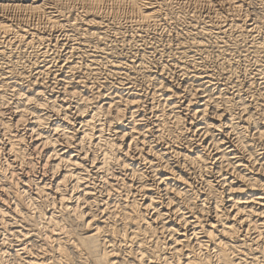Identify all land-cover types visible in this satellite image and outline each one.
<instances>
[{
  "label": "bare ground",
  "instance_id": "1",
  "mask_svg": "<svg viewBox=\"0 0 264 264\" xmlns=\"http://www.w3.org/2000/svg\"><path fill=\"white\" fill-rule=\"evenodd\" d=\"M37 1L39 0H11V2H4V3L0 2V8H4V7L12 8V9L16 8L17 10L19 9V10L27 11L29 13L36 12V11H41V12L43 11L44 13L45 10L48 11V8H49L48 5L58 2L57 0H40L39 2ZM77 1L81 2L83 4V7L85 8V11L82 8L84 11L83 12L84 14L81 13L82 15H84L83 20L81 19V23L79 22L81 26L80 27L81 33L80 32L79 33L82 36L77 37L75 39L76 41L74 40L75 42H73V44L65 48V53L63 55V58H61L62 56L60 57L57 54L58 52L57 51L56 54L60 58L59 57L55 58L54 63L52 64L50 63V61H49V64H45V63L42 64L41 66H39V70H38L39 73L46 71L52 75V80H53L52 83L54 87L57 86L58 95H53L51 93L53 90V86L49 85L50 82L47 84L50 86L49 90H51V92L45 91L43 87L41 88V85L36 86L35 84L34 86L33 85L34 80L33 81L31 80V82L29 81L30 83L27 86H22L21 84H16V85L14 84L16 88L11 89L12 87H10V89L12 90L11 94L13 95L14 108L16 109V110L14 109L13 113L15 115V112H17V115L13 118L9 117L10 119L8 118V120L6 121L0 119V137L4 139V141L0 143V150H1V153H4L5 155L8 156V158H5V159L0 158V199H1L0 200V213L1 215H4V213H7V212L10 213V217L13 220L12 221L13 226L12 227L9 226L11 228V231H9V233L6 232V235L11 234L12 235L11 237L15 239L12 241L19 242L18 248L13 249L11 247L12 249L10 251L13 252L11 255L14 256V258L12 257V259L14 260L13 262L11 261L12 263L9 261L10 262L9 264H74L75 262L73 263L71 259L72 256H74L78 264H213L214 261L216 262V264H264V262H261V260H259L260 256H264V111H263L264 103L263 102H262L263 104L261 103L263 106V108H261L263 113L261 112L260 114L259 113L260 111L258 109L257 110L259 112H254L255 110L252 111V109L255 108L256 106L252 107L251 104H248L243 100L244 98L243 99L241 98L242 99L241 100L242 110L240 111V113H238L237 111L235 112L232 111L230 108V105L231 104L233 105L234 103H231L229 105L228 103L230 101L228 97L218 94V96L215 98L213 96V93H211V86H212L211 81L213 79V74L210 72V70H206V68L205 69L198 68L197 61L195 60L196 59L195 54L197 55L196 53L197 49L196 50L194 49L195 50L194 51L192 48L191 50L190 48L192 45L191 46L187 45L189 44V42L185 44L182 41H176L177 45L175 44L176 46L174 47L175 52L173 56H171L172 62H168V64L171 63L170 64L171 66L169 67H172L173 69H175L178 72V75L180 76L183 75V77L186 76L187 78L189 76L192 79V82L194 83V84L192 83V86H195V88H193L191 84L178 85V82H177L178 86H174L170 84V81L173 80L174 82L175 79L171 78L174 76L173 74L172 76H170V78L167 77L169 76L167 73L172 72V71L170 69V71L165 73L166 65L163 64L165 61L162 63L163 66H161V68L159 67V69L157 68L158 70L156 69L155 71L156 77L154 75L153 76L155 77V80L158 84L157 85L158 91H160L161 93V97H162L161 99L163 100L161 104L164 102L163 105L165 104L168 105L169 109L165 108L167 110L166 115L171 116V118L174 120V123H176L177 125L179 124L182 125L181 126L182 130L180 131L175 130L176 132H179V133L178 134L176 133V135H174L175 133L174 132L173 136L169 137L167 131H170L171 126H169L170 124L168 125L167 122L170 119L166 120V118L163 117L164 114L161 117L156 119V116L158 114L156 115V113H154L156 115L155 117H153L155 118V120L150 119L151 121L148 122L147 120L143 123L142 121L144 117L143 119L142 117L137 119V117L144 116V113L140 111V109H142L141 105L144 106L145 104L143 105L142 103L139 109V102L141 101L139 94L144 89H141V91L139 92L137 91L138 93L132 90V88L134 87L131 88L132 80H129V79L132 78L134 75H132V77L129 78L128 76H131V75L126 74L125 73L126 71L122 72L124 70V68L121 67L122 64L119 65L118 62H117L118 65L115 64L114 62H112V60L115 61L114 59L110 60L114 64L112 63L108 64L107 59L109 58L107 57V55L105 56L104 54L105 49H103V47L100 44L92 43L90 41L92 39H89L85 36L86 34L90 33V35L95 34L93 35L95 37L96 36L102 37L104 35V30H105L104 28L107 27V23H110V22L105 23L103 19L100 20L101 17L99 16L97 12L98 10L97 8L99 6L98 7L96 6L97 2H100V0H77ZM102 1L108 2L109 0H102ZM135 1L136 0H134V2ZM165 1L163 0V2ZM206 1H209L210 4L213 3L212 0H206ZM213 1L215 2L217 6H219L218 8L224 11L223 13L225 14L223 17L227 22L226 24L221 23L222 25H220L214 21L217 24V27H215L216 25L214 26L215 28H217V32L215 31L216 34L220 33L225 36L224 32H226L232 26H236L240 28L242 32L239 29L238 31H240L241 33H247V34L248 33L254 34L255 32L258 33L257 38H254L253 40L249 39L251 41L247 40L249 42L248 45L244 43L246 48H242V50L244 49L248 51L257 60V61L254 60V62L256 61V63L257 62L258 63L256 64L257 67L255 68L256 70L255 72H253V74L257 76L255 78H258L259 80H261V85H262V88L264 89V63H263L264 62V32H263L264 30H261L262 28L261 24H263L264 21H261L263 23L259 25L256 21H254L256 19L253 18L251 19L253 22L248 23L246 19H248L249 17L245 19V18H242V16L241 17L237 16L238 13L236 12L241 10L243 6V0H213ZM263 1L264 0H262L261 2ZM152 2L153 3L148 2V1L144 3L140 2L141 3V4L139 3L140 5L139 4L138 6L136 5L137 6L136 13L139 18L138 24H140V22L141 24L142 23L146 24L150 20H155L157 17L161 16V13H162L161 6L164 3L158 2L154 4V1ZM132 3H129V4L133 6ZM261 4H264V3H261ZM114 5H115V2H114ZM244 5L245 7L247 6L246 4ZM177 6L179 5L177 4ZM182 8L183 7H181L180 10ZM171 9L172 8L170 6V11ZM190 10L191 9H189V11ZM194 10L195 9H193V11ZM257 11H260V10L258 9ZM176 12L177 11H175V13ZM191 12H190V15L192 14ZM180 13H182V11H180ZM213 13H214L215 19L220 18V17L216 18L215 16L217 15L218 12H213ZM177 14L176 16H178ZM211 15L213 16V14ZM164 16H163V19L167 18L166 14ZM176 16L173 18L175 19ZM202 16H204V14ZM210 16H207V17H210ZM235 16H237V18H235ZM57 17L55 16L52 18V22L54 24L60 23L59 18L57 19ZM103 17H105V15ZM258 17H256L257 20H258ZM262 18H263V15H262ZM76 20H75V23L78 22ZM156 20H158V18ZM207 20L204 19L205 22H207ZM211 20H214V19H210V21ZM9 21L0 18V28L4 30L5 34L8 33V32L6 33L7 30L9 31V29H12L11 27H13L9 23ZM185 21L183 22L185 23ZM198 22H195V23L197 24ZM223 22L225 23V21ZM70 25H67L66 27ZM118 25H116V27ZM206 25L209 26V24H206ZM139 26L140 25H138V27ZM146 27L148 28V26ZM149 27L150 28L152 27L151 24L149 25ZM188 27L190 26L188 25ZM205 27L199 25V29H201L200 31H204V35L206 33ZM18 28L20 29V27ZM25 28L18 30L21 32V34H19L20 39L19 38L18 39L21 40L23 38V41L27 45H30V47L31 45L33 47V44L36 41L40 42V40L44 39L42 36L36 33H33V32L29 33L30 31L26 32ZM110 29H111V26H110ZM139 29H142V27ZM12 30H15V28ZM60 30L62 31V29ZM154 32L155 31H153L152 33ZM121 33L122 32L120 30V34ZM132 33L130 35L128 34L129 37L132 35ZM175 33L177 34V32ZM11 34H14V33H11ZM16 34L17 33H15V36ZM123 34L125 33L123 32ZM139 34L140 33H138L137 35L138 36L142 35V34L140 35ZM247 34L245 36H247ZM116 36L117 35H115V38ZM124 36L126 39V35ZM124 36H123V39H124ZM174 36L176 35L174 34ZM236 36L233 39H235ZM238 36H240V34ZM251 36H254V35H251ZM186 37H189V36H186ZM191 37H189V39ZM197 37L198 35L196 36V39H198ZM240 37L242 38V35ZM203 38L205 39V36ZM215 38L216 37H214V39ZM47 39L49 38L47 37ZM98 39H95V40L98 41ZM189 39L187 41H190ZM214 39H213V42L214 44H216ZM230 39H227V40H230ZM67 40L68 39H66V41ZM160 40H163V39L161 38ZM205 40H208V38ZM242 40H239V41H242ZM47 41H48L47 42L48 44L49 40ZM152 41L154 43L155 40H152ZM200 41L202 42V40L193 41L194 45H196L197 48L202 46ZM39 42H37V44ZM112 42L114 41L112 40ZM209 42L211 43L212 41H209ZM56 43L58 42H55V44ZM150 43L151 42H149V44ZM207 43L208 42L206 41L205 44ZM226 43L227 42L225 40V44ZM139 44L142 45V43H139ZM225 44H223V46ZM4 45L0 44V59H3V55L5 52L4 49H6L5 48L6 46ZM129 46L131 48L132 45L129 44ZM217 46L219 45L217 44ZM227 46H229V44ZM237 46H239V44ZM220 47L221 46H219L218 48ZM44 48L43 50H45ZM59 49L60 48H58V50ZM139 49L143 50L142 47ZM161 49L163 50V48ZM164 49H167V46L166 48L164 47ZM204 49L205 48H203V50ZM222 49L223 48H221V50ZM240 49L241 48H239V50ZM233 50L235 51L236 49H233ZM144 52L146 53V51ZM149 52H152V51H149ZM209 52H212V51L210 50ZM218 52L220 53V51ZM223 53H225L224 50H223ZM152 54L154 53L152 52ZM202 54L204 53L202 52ZM129 55H126V56H129ZM205 55L207 56V54H204V57ZM145 56L143 55V53L140 54V57L138 56L139 58H135L136 60L132 59L133 62L131 61L130 64L126 63L125 61L123 62L126 63V67L132 66L135 63V65L139 64L142 67V69L143 67H145L146 69L149 70L150 66L147 64L148 59L152 58L153 56L150 58H147V60ZM168 56H169V53H168ZM222 58H225V56ZM232 58L231 60L236 61V58L235 59H232ZM249 58L251 57L249 56ZM249 58L247 59L249 60ZM160 59H162V57ZM49 60H52V58ZM224 61L222 62L224 63ZM227 61H230V60L225 61L226 62L225 66H227V64L229 63ZM0 63H3V62H0ZM150 63L152 64V61ZM9 64H13V63H8L7 65ZM157 64L159 65V63ZM35 65L37 64L35 63ZM232 65L233 64H231V66ZM204 66L203 67L201 66V67L204 68ZM104 68L105 69L107 68L106 70L109 69L108 71L110 73L109 74L110 77H114V75H117L115 73H119L118 71L123 69L120 73L125 74L127 77L121 78L122 76H124V75H121V77H119L120 80L117 78L118 81L116 80V84H118L120 87L119 86L117 87L114 85L116 89L114 86H113L114 89H110V87H108L107 85L108 83L113 82L110 80L111 78L103 81L102 82L103 84H100L101 82L99 83L100 80L95 81V78L97 79L98 76H100L99 71L103 70ZM248 68H250V65ZM12 69L14 70V67H12ZM152 69H150V71ZM208 69L212 70L213 68H208ZM219 69L225 70L226 68L224 69L222 67ZM228 69H230V66ZM238 69L240 71V68ZM250 69L252 70V68ZM63 70L67 71L68 74H64ZM135 70L136 71H134V74L137 72L138 69H135ZM215 70L216 69H214V71ZM227 71L229 73V70ZM236 71H235V74H236ZM7 72H3V70L0 71V89L1 88L4 89L5 87L3 88V86L7 87V85L10 84L8 83L9 82L8 78L10 76L7 77V74H8ZM142 73H145V72H142ZM230 73L234 74V72L232 71H230ZM244 73H248V72L245 71ZM236 76H238L239 78V75H236ZM251 76L253 78L252 74ZM38 77L41 78L40 75ZM230 77L232 78L233 76H230ZM91 78H93V80H91ZM135 78H136V75H135ZM148 79L146 80L148 81ZM168 79H170V81ZM146 80L144 79V83ZM213 80L216 81L218 79L216 80L213 79ZM253 80L255 79L253 78ZM20 81L21 80H19V82ZM214 81H212V83H214ZM40 82L41 81H39V84H41L43 81L41 83ZM25 83L28 84V81ZM132 83L134 84V82ZM188 83H191V82H188ZM248 83H250V81ZM253 83L255 82L253 81ZM218 84H220V82ZM42 85L44 86V84ZM225 85L228 86L226 83ZM237 85L239 87V81ZM9 86H8V89H9ZM140 86H139V89H140ZM250 86L251 85H249V87ZM155 87H156V83H155ZM44 88H46V86H44ZM226 88L228 89V87ZM237 88H233L232 90L235 89L237 91L238 89H240V88L238 89ZM188 89L192 90L190 98L187 96L185 97L184 95H183L184 97L181 96L182 91H187L189 94L190 91H188ZM241 89L243 88L241 87ZM124 90L125 91L127 90L129 94L125 95L123 93ZM251 90L247 92L251 93ZM89 91H91V94H89ZM0 92L2 93V97H3L4 92L2 91ZM261 92H259L258 94L256 93L255 95L253 91V94L255 95L254 102L258 101L257 104L260 103L259 101L264 100V90H263V93ZM160 93L157 92V95ZM236 93L237 92H235V94ZM240 94H243V93H240ZM251 98L252 96L249 97V99ZM153 99L155 101V96ZM6 100L7 99H5V101ZM239 100H235V101H239ZM152 101L150 102L153 103L154 101L153 102ZM6 102L12 103L11 101L10 102L6 101ZM158 104L160 105V103ZM241 105H239V107H241ZM4 106H6V104ZM234 107L235 105H233L232 109H236V107L235 108ZM163 108L164 106L161 109ZM72 109H74L73 110L74 113L72 112ZM148 112L151 113L152 111L149 110ZM235 113H238V114H235ZM27 114L32 115V121L30 120L31 121L30 123L25 124ZM101 114L105 115L107 121L101 122L102 120L100 119ZM256 114H258V116H255ZM28 117L31 118L30 116ZM149 117H151V114L149 115ZM27 122H28V119H27ZM107 123H109L108 126L112 130V131L111 130L109 131L114 132L112 135L107 134L108 131L106 133L104 132L105 126L107 127V125L105 124ZM176 124L174 125V127L176 126ZM36 150L37 151L40 150L42 152V156L45 157V158L42 157L44 158L42 159L44 160L43 161L44 164H41V165L42 166L45 165L47 168V171L50 170L49 172H51L52 174L51 175L52 178L50 177L51 180H46L47 178L44 179L43 177L18 178V175L16 174L17 177L16 176L15 177L18 178L16 181L14 178V175H15L14 171L16 168L15 167L16 164L17 163L19 164L20 162L21 164L19 165L22 166L23 165L22 162H24V165L26 167H28L29 169L33 168L34 166L31 160V158L33 157H31V155ZM4 156H2V158ZM19 173H22V171ZM42 174L44 173L42 172L41 175ZM27 176L28 175H26V177ZM19 177L21 176L19 175ZM197 177L200 178V182L202 183L201 186H203V190H199L198 187L196 188L195 186L196 185L195 182L199 180ZM22 196H27L26 198L29 197L28 199L26 198H23V199H26V201L29 200L30 202L31 201L36 202L37 200L36 198H40V199L43 198V200L45 198V200L48 201V204L49 203L53 204L52 207L59 205L61 208V212L65 214L66 217L70 216L74 218L77 222H79V224L82 226L81 228H83V230L85 231L82 232L81 230H79L82 232V234L80 235L78 234L79 236L75 235L74 233H71L70 231L71 229L69 230L67 227L68 225L66 226L64 224L66 222L64 223L61 222L63 221L62 220L63 217L57 216L54 213L55 209H52L54 210V212L50 210L52 212H48L47 216L46 214H44L45 212L44 213L42 212L44 217L46 216L45 219H47L46 225L43 224L45 226V235H44V232H42L44 228L41 229V232L45 236V237L43 236V238H44V244H46V247L42 246V249L41 248L37 249L35 246L34 248L28 245L27 241L31 237V234L29 235V232L24 227L25 225L22 224L23 220L26 219L25 217H23L24 209L21 208L22 206H24V204L22 205L23 203L21 199ZM3 197L12 198L14 202L9 203L8 200L6 201ZM5 201L8 204H6ZM29 201L28 203H30ZM43 202L46 203V201H43ZM43 206L44 205H42V207ZM48 206L49 205H47V208ZM31 208L33 209L34 206H32ZM27 209H28V206H27ZM61 212L60 214H62ZM28 216H30V214ZM32 216L34 217V214ZM40 216H38L39 219L42 217ZM2 219H5V218H2ZM34 220L35 219H33V221ZM65 220L66 218L64 219V221ZM24 222L26 223L25 220ZM0 225L2 224L0 223ZM6 225L7 224H5V226ZM35 225L38 226L36 223ZM35 225L32 224V227ZM74 225L76 226V223ZM36 226L35 228L37 230ZM5 228L3 227V229ZM35 228H32V229H35ZM75 229L76 228H74V230ZM39 231L38 233H41ZM58 231L61 232V234L63 233V237L59 235L60 233H58ZM31 233L33 232L31 231ZM34 234L31 237V239L33 240L37 236V234L35 235ZM76 234H77V231H76ZM5 239H7V236ZM5 239H4V245H5ZM33 240L31 242H33ZM247 240L250 241L249 245L247 244L248 242L246 243ZM147 241L149 242L152 241L153 244L150 242L151 245L149 246L147 244ZM52 242H53V247L51 248L55 250L56 256H55V259L52 262L50 261L49 263L47 262L46 253H49L47 251L48 249H50L49 245ZM121 242L123 243L125 242L127 243V245H128V242H131V243L133 242L134 246H132L131 243L128 245L129 247L126 248L125 246L126 249L125 250L122 249L125 252L123 255L122 253L123 251L121 252L122 254L119 253L120 248H121L120 245L122 244L123 246V243ZM11 244H14V243H11ZM4 245H3V241L0 242V262L1 260L4 259L5 254L7 252ZM47 245L49 247H47ZM252 245H256L255 247H253L254 250L251 249ZM245 246H249L248 248H250L251 251H249V249L248 251L250 253L248 252L245 253L246 251ZM69 253H72L73 255L71 256L69 255ZM247 254L248 255L251 254V255L247 256ZM53 255L54 254H52V256ZM8 257L11 258L10 256ZM212 257H215L214 261H212L213 260L211 259ZM7 258L5 257V259Z\"/></svg>",
  "mask_w": 264,
  "mask_h": 264
},
{
  "label": "rangeland",
  "instance_id": "2",
  "mask_svg": "<svg viewBox=\"0 0 264 264\" xmlns=\"http://www.w3.org/2000/svg\"><path fill=\"white\" fill-rule=\"evenodd\" d=\"M40 1V0H39ZM39 1H37V2H39ZM58 2L57 3H54V4H50V5H48V11H46L45 10V12L43 13V11L41 12V11H36V12H27V11H23V10H17L16 8H7V7H4V8H0V18L1 19H5V20H10L9 21V23L13 26V27H11L12 29H14L15 28V30H12V29H9V31L7 30L6 31V33L7 34H5V32H4V30H2L1 28H0V44L1 45H4V46H6L5 48L6 49H4L5 50V52H4V55H3V59H0V62H3V63H0V71H2L3 70V72H7L8 74H7V77H9L7 80L9 81L8 83H10L9 85H7V87L6 86H3V88L4 89H0V91H2V92H4L3 93V97H2V93L0 92V96H1V98H0V110L2 109V110H4V111H2L1 110V112H3V113H1L0 114V119H2V120H8V118L10 117V118H13V117H15L16 115H17V112H15V115H14V98H13V95L11 94L12 93V90L11 89H14V88H16L15 87V85L16 84H21L22 86H27V85H29V83L31 82V80L33 81V85L35 86V84H36V86H40L41 85V88L43 87V89L45 90V91H47V92H51V90H49L50 89V86H53V80H52V75L49 73V72H42V73H39L38 72V70H39V66H41L42 64H49V61H50V63L52 64V63H54V60H55V58H57V57H61V58H63V55H64V53H65V48L67 47V46H69V45H71V44H73V42H75L76 40V38L77 37H79V36H82L80 33V31H81V26H80V23H81V19L83 20V17H84V15H82V14H84L83 12L85 11V8L83 7V4L81 3V2H79V1H77V0H57ZM72 1V2H71ZM102 0H100V2H97V4H96V6L98 7L97 9V12H98V14H99V16L101 17V19L100 20H102L103 19V21H105V23H107V22H110V23H107V27H105L104 29V35L102 36V37H98V36H93V35H95V34H93V35H90V33H88V34H86L85 36L87 37V38H89V39H92V40H90L92 43H95V44H100L102 47H103V49H105L104 50V54H105V56L107 55V57L109 58V59H107L108 61H107V63L108 64H110V63H112V62H114L115 64H117V62H118V64L119 65H121V67H123L124 68V70L122 71V70H120V71H118L119 73H115V74H117V75H114V77H110V73H109V69L108 70H106L105 68L103 69V70H100L99 72H100V76H98V78L96 79L95 78V81H98V80H100L99 81V83L100 84H103L102 82L103 81H105L106 79L108 80V79H110L111 81H113L112 83H108V87H110V89H114V87L115 86H119L118 84H116V80L118 81V79L120 80V78L119 77H121V75H124V76H122L121 78H125V77H127L125 74H123V73H120L121 71L122 72H124V71H126L125 73L126 74H128V75H131V76H128L129 78L130 77H132V75H134L132 78H130L129 80H132L131 81V88L132 87H134V88H132V90H134L135 92H139V91H141V89H144V90H142L141 92H140V94H139V96H140V102H139V109H140V105L143 103V105L144 106H142L141 105V108L142 109H140V111H142L143 113H144V116H139V117H137V119L138 118H140V117H142V119H143V117H144V119H143V123L145 122V121H147L148 120V122L149 121H151L150 119H152V120H155V118H153V117H155L157 114V116H156V119L157 118H159V117H161L163 114H164V116L163 117H165L166 118V120H168V119H170L167 123H168V125L169 126H171V128H170V131H167L168 132V135H169V137H171V136H173V133H174V135H176V133L178 134L179 132H176V131H180V130H182V125H177L176 123H174V120L171 118V116H168V115H166L167 114V110L166 109H169L168 108V105L167 104H165V105H163V103L161 104V102L163 101L161 98V93H160V91H158V84H157V82H156V80H155V71H156V69L158 68L159 69V67L161 68V66H163V64L164 65H166L165 66V68H166V72L165 73H167L168 71H170V69H171V71L172 72H168L167 74L169 75V76H167L168 78H170V76H172V74L174 75L173 77H171L172 79H175L174 80V82H173V80L172 81H170V79H168L169 81H170V84H172V85H174V86H178V85H182V84H185V85H189V84H191V86H192V79L188 76V78L186 77V76H184L183 77V75H178V72L175 70V69H173L172 67H169V66H171L170 64L171 63H169L168 64V62H172L171 61V59H172V57L171 56H173V54H174V47L177 45V42L176 41H182V42H184L185 44L186 43H188L189 42V44H187L188 46H191V50H192V48H193V50L195 49H197V51H196V53H197V55L195 54V60L197 61V64H198V68H201V69H205L206 68V70H210V72L213 74V79H218V80H216V81H214L213 79H212V81H214V83H212V81H211V93H213V96L216 98L217 96H218V94H221L222 96H225V97H228V99H229V105L231 104V103H234L233 105H235V107H236V109H232L233 108V105L231 104L230 105V108H231V110L232 111H237L238 113H240V111L242 110V105H241V100L243 99L246 103H248V104H251V106L252 107H254V106H256L255 108H253L252 109V111H254V112H259L260 114H261V112H262V110H261V108H263V106H264V100L263 101H259L260 103H258L257 104V102L258 101H255L254 102V97H255V95H256V93L258 94L259 92H261V93H263V88H262V85H261V80H259L258 78H255V77H257V76H255V74H253V72H255V68L257 67V63H256V59H255V57L254 56H252V54L251 53H249L248 51H246V50H242V48H246V46H245V44L246 45H248L249 44V42L247 41V40H249V39H251V40H253L254 38H257L258 36V33H241L242 31L240 30V28H238V27H236V26H232L231 28H232V30L234 31H232L231 30V28L230 29H228L226 32H224L225 33V36L224 35H222V34H216L215 33V31L217 32V28H215V27H217V24H220V25H222L221 23H223V24H226L227 22H226V20L224 19V14L225 13H223L224 11H222L220 8H218L219 6H217L216 4H215V2L212 0V2L214 3H212V4H210V2L209 1H204V0H164L165 2H163V0H136L135 2H134V0L133 1H131V0H109L108 2L107 1H102ZM121 3H119V2ZM130 1V2H129ZM139 1V2H138ZM146 1H148V2H151V3H153L152 1H154V4H156V3H158V2H160V3H164V4H162V6H161V16H159V17H157L158 18V20H150L148 23H146V24H144V23H142L141 24V22H140V24H138L139 23V18H138V15H137V13H136V9H137V6H138V4L141 2V3H144V2H146ZM246 3H245V2ZM262 0H243V6H242V8H241V10L240 11H237L236 13H238L237 14V16H239V17H241L242 16V18H247V17H249L248 19H246V21L249 23V22H253L251 19H256V20H254V21H256L259 25L261 24V23H263V22H261V21H264L263 19H264V4H261V3H264V1L263 2H261ZM0 2L1 3H4V2H11V0H9V1H7V0H0ZM62 2V3H61ZM105 4H104V3ZM107 2V3H106ZM109 2H111V3H109ZM114 2H115V5H114ZM117 2V3H116ZM133 2V3H132ZM198 2V3H197ZM202 2H204V3H202ZM259 2V3H258ZM72 3V4H71ZM77 3V4H76ZM81 3V4H80ZM103 3V4H102ZM129 3H132L133 4V6L131 5V4H129ZM137 3V4H136ZM140 3V4H141ZM63 4V5H62ZM98 4H100V5H98ZM139 4V5H140ZM177 4L179 5V6H177ZM206 4V5H205ZM244 4H246L247 6L245 7V5ZM257 4H259V5H257ZM77 5H79V6H77ZM132 7H131V6ZM137 5V6H136ZM169 5V6H168ZM174 5V6H173ZM53 6V7H52ZM72 6V7H71ZM82 6V7H81ZM164 6V7H163ZM170 6H171V11H170ZM177 6V7H176ZM207 6V7H206ZM259 6H260V8H259ZM263 6V7H262ZM75 7V8H74ZM100 7H101V9H100ZM136 7V8H135ZM176 7V8H175ZM181 7H183L181 10H180V8ZM186 9H185V8ZM245 9H244V8ZM248 7V8H247ZM6 8V9H5ZM84 9V11H83V9ZM165 8V9H164ZM179 8V9H178ZM263 8V9H262ZM64 9V10H63ZM80 9V10H79ZM133 9V10H132ZM177 9V10H176ZM189 9H191L190 11H189ZM193 9H195L194 11H193ZM213 9V10H212ZM260 10V11H257V10ZM11 10V11H10ZM100 10V11H99ZM164 10V11H163ZM167 10V11H166ZM179 10V11H178ZM186 10H187V12H186ZM212 10V11H211ZM215 10V11H214ZM245 10V11H244ZM23 11V12H22ZM51 11V12H50ZM82 11V12H81ZM103 11V12H102ZM129 11H131V12H129ZM135 11V12H134ZM175 11H177L176 13H175ZM180 11H182V13H180ZM184 11V12H183ZM192 11V12H191ZM220 11V12H219ZM232 11V10H231ZM263 11V12H262ZM50 12V13H49ZM64 12V13H63ZM102 12V13H101ZM110 12V13H109ZM133 12V13H132ZM174 12V13H173ZM190 12L192 13L191 15H190ZM210 12V13H209ZM213 12H218L217 13V15H215L216 16V18L217 17H220V18H217V19H215V17H214V13ZM250 12V13H249ZM35 13V14H34ZM37 13V14H36ZM60 13V14H59ZM77 13V14H76ZM82 13V14H81ZM178 13V14H177ZM185 13V14H184ZM221 13V14H220ZM241 13H242V15H241ZM247 13V14H246ZM254 13V14H253ZM76 14V15H75ZM105 15V17H103L104 15ZM110 14V15H109ZM166 14V17L167 18H165V19H163V16ZM168 14H170V15H168ZM172 14V15H171ZM174 14V15H173ZM176 14L178 15V16H176ZM194 14V15H193ZM204 14V16H202V15ZM206 14V15H205ZM211 14H213V16L211 15ZM223 14V15H222ZM240 14V15H239ZM244 14H245V16H244ZM130 15V16H129ZM133 15V16H132ZM135 15V16H134ZM185 15H186V17H185ZM188 15V16H187ZM212 17H211V16ZM222 15V16H221ZM246 15H248V16H246ZM260 17H258V16ZM262 15H263V18H262ZM57 17V19L59 18V21H60V23H62V24H54L53 22H52V18L53 17ZM118 16V17H117ZM132 16V17H131ZM172 16V17H171ZM176 16V18L174 19L173 17H175ZM180 16H181V18H180ZM200 16V17H199ZM206 16V17H205ZM207 16H210V17H207ZM237 16H235V18H237ZM250 16H252V17H250ZM51 17V18H50ZM69 17V18H68ZM113 17V18H112ZM131 17V18H130ZM165 17V16H164ZM203 17V18H202ZM256 17H258V20H257V18ZM9 18V19H8ZM50 18V19H49ZM73 18H75V19H73ZM76 18H77V20H76ZM110 18V19H109ZM115 18V19H114ZM160 18V19H159ZM170 18V19H169ZM202 18V19H201ZM223 20H222V19ZM69 19V20H68ZM115 21H114V20ZM163 19V20H162ZM184 19V20H183ZM187 19V20H186ZM204 19L205 20H209L210 21V19H214V20H211L210 22L207 20V22H205L204 21ZM262 19V20H261ZM51 20V21H50ZM75 20L76 21H78L77 23H75ZM112 20V21H111ZM118 21V23H117V21ZM132 20H134V21H132ZM137 20V21H136ZM186 20V21H185ZM202 20V21H201ZM219 22V20H220V22L218 23L217 21ZM251 20V21H250ZM62 21V22H61ZM74 21V22H73ZM114 21V22H113ZM127 21V22H126ZM130 21V22H129ZM153 21H154V23H153ZM159 21V22H158ZM169 21H170V23H169ZM179 21H181V22H179ZM183 21H185V23L183 22ZM200 23H199V22ZM204 21V22H203ZM217 23H215V22ZM223 21H225V23L223 22ZM259 21V22H258ZM52 23V24H50V23ZM73 22V23H72ZM80 22V23H79ZM135 22V23H134ZM167 22V23H166ZM195 22H198L197 24L195 23ZM202 22H203V24H202ZM66 25H65V24ZM76 25H75V24ZM113 23V24H112ZM137 23V24H136ZM213 23V24H212ZM215 23V24H214ZM15 24V25H14ZM28 24V25H27ZM71 24V25H70ZM118 24H120V25H118ZM129 24H131V25H129ZM136 24V25H135ZM151 24V28L149 27V25ZM154 24V25H153ZM155 24H156V26H155ZM206 24H209V26L208 25H206ZM264 24V23H263ZM263 24H261V30H264V25ZM52 25V26H51ZM58 27H57V26ZM67 25H70V26H68V27H66ZM73 25V26H72ZM114 27H113V26ZM116 25H118L117 27H116ZM126 25V26H125ZM134 25V26H133ZM138 25H140L139 27H138ZM143 25H144V27H143ZM168 25V26H167ZM188 25L190 26V27H188ZM196 25V26H195ZM199 25L200 26H204L205 27V25H206V30L207 29H209V30H205V35H204V31H200L201 29H199ZM212 25V26H211ZM216 25V26H215ZM16 26H18V27H20V29H23V28H25V26H26V32H29V33H36V34H38V35H40V36H42L44 39L43 40H45V41H43V40H40V42L39 41H36L34 44H33V47H32V45H31V47H30V45H27L24 41H23V38L21 39V40H19L20 39V37H19V34H21V32L20 31H18V30H20L18 27H16ZM24 26V27H23ZM63 26H64V28H66V29H64L63 28ZM77 26V27H76ZM110 26H111V29H110ZM131 26H132V28H131ZM136 26V27H135ZM146 26H148V28L146 27ZM165 26V27H164ZM215 26V27H214ZM79 27V28H78ZM134 27V28H133ZM138 27V28H137ZM142 27V29H139V28H141ZM146 27V28H145ZM154 27V28H153ZM196 27H198V28H196ZM50 28V29H49ZM78 28V29H77ZM109 28V29H108ZM113 28V29H112ZM125 28V29H124ZM236 28V29H235ZM42 29V30H41ZM48 29V30H47ZM60 29H62V31L60 30ZM75 29V30H74ZM107 29H108V31H107ZM115 29V30H114ZM144 29H146V30H144ZM168 29V30H167ZM179 29V30H178ZM187 29V30H186ZM238 29L241 31H238ZM16 30H17V32H16ZM64 30V31H63ZM66 30V31H65ZM68 30V31H67ZM75 32H74V31ZM118 30V31H117ZM120 30H121V34H122V36H121V34H120ZM128 30V31H127ZM133 30V31H132ZM170 30V31H169ZM183 30V31H182ZM186 30V31H185ZM214 32V34H213V32ZM37 31H39V32H37ZM43 31V32H42ZM72 31V32H71ZM111 31H112V33H111ZM126 31V32H125ZM140 31H142V32H140ZM153 31H155L154 33H152ZM179 31V32H178ZM185 31V32H184ZM236 31H238V32H236ZM2 32H4V33H2ZM41 32V33H40ZM68 32V33H67ZM71 32V33H70ZM80 32V33H79ZM108 33V34H106V33ZM123 32L125 33V34H123ZM128 32H130V33H128ZM133 32V33H132ZM145 32V33H144ZM151 32V33H150ZM168 32H170V33H168ZM175 32H177V34L175 33ZM210 32H212V33H210ZM230 32V33H229ZM264 32V31H263ZM2 33V34H1ZM11 33H14V34H11ZM15 33H17L16 34V36H15ZM75 33V34H74ZM77 33V34H76ZM115 33V34H114ZM132 33V35L129 37V35ZM138 33H140V34H142V35H140V36H142V37H140V36H138L137 34ZM194 33V34H193ZM197 33V34H196ZM200 33H202V34H200ZM209 33V34H208ZM42 34V35H41ZM69 34V35H68ZM78 34H80V35H78ZM111 34V35H110ZM129 34V35H128ZM150 34V35H149ZM160 34V35H159ZM174 34L176 35V36H174ZM184 34V35H183ZM191 34V35H190ZM207 34V35H206ZM210 34H212V35H210ZM227 34V35H226ZM234 34V35H233ZM240 34V36L242 35V38H243V40L244 39H246V40H244V41H246V42H244L243 40H242V38L240 37V36H238ZM244 34V35H243ZM247 34V36H245ZM4 35V36H3ZM7 35V36H6ZM49 35V36H48ZM67 35V36H66ZM73 36V37H71V36ZM75 35V36H74ZM106 35H108V36H106ZM113 35V36H112ZM115 35H117L116 36V38H115ZM124 35H126V39H125V36ZM144 35V36H143ZM147 37H146V36ZM172 36V37H170V36ZM198 35V39H196V36ZM201 35V36H200ZM219 35V36H218ZM237 35V36H236ZM251 35H254V36H251ZM92 36V37H91ZM123 36H124V39H123ZM133 36V37H132ZM150 37V39H149V37ZM152 36H154V37H152ZM166 36H168V37H166ZM186 36H189V37H191L190 39H189V37H186ZM205 36V39H207L208 38V40H205L203 37ZM208 36H210V37H208ZM218 36V37H217ZM228 36V37H227ZM231 37V39H230V37ZM236 36V40L235 39H233L234 37ZM3 37V38H2ZM46 37V38H45ZM47 37L49 38V39H47ZM63 37V38H62ZM104 37H105V39H104ZM106 37H107V39H106ZM110 37V38H109ZM112 37V38H111ZM138 37V38H137ZM145 37V38H144ZM156 37V38H155ZM159 39H158V38ZM179 39H178V38ZM180 37H182V38H180ZM201 37V38H200ZM213 37V38H212ZM214 37H216L215 39H214ZM222 37V38H221ZM225 37V38H224ZM247 37V38H246ZM251 37V38H250ZM19 41H17L16 39ZM19 38V39H18ZM72 40H71V39ZM98 39V41H96L95 39ZM104 40H106V41H104ZM109 38V39H108ZM114 38V39H113ZM121 38V39H120ZM142 38V39H141ZM143 38H144V40H145V42H147V43H145L144 42V40H143ZM146 38H147V40H146ZM154 38V39H153ZM163 39V40H160V39ZM169 38H171V39H169ZM173 38V39H172ZM176 38H177V40H176ZM211 38H212V40H211ZM238 38V39H237ZM240 38V39H239ZM66 39H68L67 41H66ZM115 42V44H114V42H112V40ZM118 39V40H117ZM131 41H130V40ZM136 39V40H135ZM139 39V40H138ZM155 40L154 41V43H153V41L152 40ZM158 39V40H157ZM181 39V40H180ZM190 40V41H187V40ZM213 39H214V41L216 42V44H214V42H213ZM218 39V40H217ZM226 40V42L229 44V46H230V48H229V46H227L228 44L226 43L225 44V40ZM227 39H230V40H227ZM7 40V41H6ZM47 40H49V43L47 44ZM55 40V41H54ZM75 40V41H74ZM102 40V41H101ZM115 40H117V41H115ZM120 40V41H119ZM130 42H128V41ZM141 40V41H140ZM143 40V41H142ZM150 40V41H149ZM168 40V41H167ZM170 40V41H169ZM186 40V41H185ZM192 40V41H191ZM199 40H202V42H201V45L203 46H201V47H198L197 48V46L196 45H194V42L193 41H199ZM203 40H205V41H203ZM223 41V43H222V41ZM239 40H242V41H239ZM251 40H249V41H251ZM1 41H3V42H1ZM172 41V42H171ZM206 41L208 42L207 44H205L206 43ZM209 41H212L211 43L209 42ZM220 41V42H219ZM231 43H230V42ZM37 42H39L38 44H37ZM55 42H58V43H56L55 44ZM97 42V43H96ZM118 44H117V43ZM120 42V43H119ZM125 42V43H124ZM136 42V43H135ZM142 43V45L141 44H139V43ZM149 42H151L150 44H149ZM160 42V43H159ZM167 42V43H166ZM168 42H169V44H168ZM176 42V43H175ZM241 42V43H240ZM248 42V43H247ZM3 43V44H2ZM53 43V44H52ZM70 43V44H69ZM106 43V44H105ZM122 43V44H121ZM132 43V44H131ZM137 43H138V45H137ZM159 45H158V44ZM165 43H166V45H165ZM205 45H203V44ZM235 43V44H234ZM245 43V44H244ZM26 44V45H25ZM45 44V45H44ZM64 46H62V45ZM103 44V45H102ZM105 44V45H104ZM125 44H127V45H125ZM129 44L130 45H132L131 46V48H130V46H129ZM149 44V45H148ZM155 44V45H154ZM157 44V45H156ZM176 44V45H175ZM209 44H211V45H209ZM216 45L217 46V44L219 45V46H221L220 48H218L219 46H214V45ZM221 44V45H220ZM223 44H225L224 46H223ZM239 44V46H237ZM243 44V45H242ZM48 45V46H47ZM56 47H55V46ZM114 45V46H113ZM123 45V46H122ZM136 47H135V46ZM144 45V46H143ZM154 45V46H153ZM162 45H163V47H162ZM174 45V46H173ZM3 46V47H4ZM9 46V47H8ZM58 46V47H57ZM134 46V47H133ZM138 46H139V48H143V50L142 49H139L138 48ZM146 46V47H145ZM149 46H151V47H149ZM158 46V47H157ZM166 46H167V49H164V47L166 48ZM169 46V47H168ZM206 46H208V47H206ZM236 46H237V48H236ZM26 47V48H25ZM45 47V48H44ZM51 49H50V48ZM124 47V48H123ZM145 47V48H144ZM173 49H172V48ZM194 47H196V48H194ZM212 47V48H211ZM215 47V48H214ZM43 48L46 50V52H45V50H43ZM52 48H53V50H54V52H53V50H52ZM58 48H60L59 50H58ZM153 48H154V50H153ZM158 50H157V49ZM161 48H163V50L161 49ZM171 48V49H170ZM203 48H205L204 50H203ZM221 48H223L222 50H221ZM228 48V49H227ZM239 48H241L240 50H239ZM38 49V50H37ZM151 49V50H150ZM200 49H202V50H200ZM216 51H215V50ZM220 49V50H219ZM230 49V50H229ZM233 49H236L235 51L233 50ZM17 50V51H16ZM23 50V51H22ZM142 50V51H141ZM160 50V51H159ZM168 50V51H167ZM194 50V51H195ZM206 50V51H205ZM212 51V52H209V51ZM216 52H214V51ZM223 50H224V52L225 53H223ZM227 50V51H226ZM238 50V51H237ZM49 51V52H48ZM58 51V52H57ZM109 53H108V52ZM128 51H130V52H128ZM135 51V52H134ZM144 51H146V53L144 52ZM149 51H152L154 54H152V52H149ZM155 51V52H154ZM157 51H158V53H157ZM218 51H220V53L218 52ZM242 51H243V53H242ZM247 53H245V52ZM42 52V53H41ZM45 54H44V53ZM56 52H57V54L59 55H57L56 54ZM105 52H107V53H105ZM141 52V53H140ZM161 52V53H160ZM167 52V53H166ZM170 52H172V53H170ZM202 52L204 53V54H207V56L205 55V57H204V54H202ZM207 52H209V53H207ZM40 53V54H39ZM139 53V54H138ZM143 53V55L145 56V54H146V60H147V58H150V57H152V58H150V59H148V65L150 66V68H149V70L148 69H146L145 67H143V69H142V67L139 65V64H137V65H135V63L132 65V66H127L126 67V63H128V64H130L131 63V61L133 62V60H136L135 58H139L140 57V54H142ZM151 55H150V54ZM164 53H166V54H164ZM168 53H169V56H168ZM211 53H212V55H211ZM216 54V56H215V54ZM227 53V54H226ZM233 54V56H232V54ZM237 53V54H236ZM242 53V54H241ZM22 54V55H21ZM41 54H43V55H41ZM53 54H55V55H53ZM110 54V55H109ZM113 54V55H112ZM130 54V55H129ZM131 54H132V56H131ZM202 54V55H201ZM224 54V55H223ZM226 54V55H225ZM231 54V55H230ZM234 54H235V56H234ZM241 54V55H240ZM244 54V55H243ZM251 54V55H250ZM7 55V56H6ZM51 57H50V56ZM126 55H129V56H126ZM134 55H135V57H134ZM150 55V56H149ZM161 55V56H160ZM199 55V56H198ZM201 55V56H200ZM211 56V57H209V56ZM218 55V56H217ZM222 55V56H221ZM231 56V58L232 59H235L236 58V61H234V60H231V58H230V56ZM237 55V56H236ZM5 56V57H4ZM11 56V57H10ZM46 56V57H45ZM54 56V57H53ZM111 58H110V57ZM137 56V57H136ZM139 56V57H138ZM159 56V57H158ZM203 56V57H202ZM225 56V58H222V57H224ZM227 56V57H226ZM228 56H229V58H228ZM245 56V57H244ZM249 56L251 57V58H249ZM59 57V58H60ZM106 57V58H107ZM155 57V58H154ZM162 57V59H160ZM200 57V58H199ZM209 57V58H208ZM220 57V58H219ZM39 59V61H38V59ZM51 59L52 58V60H49V59ZM54 58V59H53ZM126 58V59H125ZM128 58H130V59H128ZM166 60H168V61H166ZM169 58V59H168ZM205 58H207V59H205ZM247 58H249V60L247 59ZM7 59V60H6ZM10 59H11V61H10ZM36 59V60H35ZM46 59V60H45ZM112 59H114L115 61H113ZM119 59V60H118ZM124 59V60H123ZM128 59V60H127ZM133 59V60H132ZM154 61H153V60ZM202 61H200V60ZM221 59V60H220ZM230 60V61H227V62H229L228 64H227V66H225L226 65V60ZM5 60H6V62H5ZM44 60V61H43ZM110 60H112V62L110 61ZM117 60V61H116ZM159 60V61H158ZM161 60V61H160ZM209 60V61H208ZM225 60V61H224ZM238 60V61H237ZM254 60H256L255 62H254ZM42 63H41V62ZM121 61V62H120ZM123 61H125V62H123ZM152 61V64L150 63ZM165 61V62H164ZM199 61V62H198ZM222 61H224V63L222 62ZM253 61V62H252ZM17 62V63H16ZM48 62V63H47ZM164 62V63H163ZM200 62H201V64H200ZM204 62H206V63H204ZM235 62V63H234ZM248 62H250V63H248ZM252 62V63H251ZM5 63V64H4ZM8 63H13V64H9V65H7ZM35 63L37 64V65H35ZM114 63H112V64H114ZM157 63H159V65L157 64ZM161 63V64H160ZM163 63V64H162ZM168 65H167V64ZM221 63H222V65H221ZM237 63V64H236ZM242 63V64H241ZM248 63L249 65H250V68H252V70L250 69V68H248L249 67V65L247 66L246 64ZM264 63V62H263ZM39 64V65H38ZM117 64V65H118ZM224 64V65H223ZM231 64H233L232 66H231ZM235 64V65H234ZM243 64H245V65H243ZM254 64H255V66H254ZM4 65V66H3ZM7 65V66H6ZM11 65V66H10ZM18 65V66H17ZM34 65V66H33ZM124 65V66H123ZM153 65V66H152ZM205 65V66H204ZM207 65H208V67H207ZM211 65V66H210ZM217 67H216V66ZM230 66V69H228L229 68V66ZM241 65V66H240ZM254 67H253V66ZM5 66H6V68H5ZM22 66V67H21ZM135 68H134V67ZM140 66V67H139ZM158 66V67H157ZM204 66V68H202V67ZM219 66H221V67H219ZM240 68V71H239V69L237 68ZM244 66V67H243ZM247 66V67H246ZM10 67V68H9ZM12 67H14V70L12 69ZM15 67H16V69H15ZM25 67V68H24ZM32 67V68H31ZM36 67V68H35ZM130 67V68H129ZM131 67H132V69H131ZM138 67V68H137ZM154 68V69H152V68ZM169 68V70H168V68ZM216 67V68H215ZM226 68L227 70H229V73H228V71L226 70H223V69H219V68ZM228 67V68H227ZM235 67V68H234ZM9 68V69H8ZM18 68H20V69H18ZM126 68V69H125ZM141 70H140V69ZM145 68V69H144ZM208 68H213L212 70L211 69H208ZM231 68H232V70H231ZM234 68V69H233ZM242 68H244V69H242ZM246 68V69H245ZM254 68V69H253ZM2 69V70H1ZM7 71H6V70ZM25 69V70H24ZM31 69H32V71H31ZM131 69V70H130ZM135 69H138L137 70V74L135 73L134 74V71H136ZM150 69H152L151 71H150ZM157 69V70H158ZM214 69H216L215 71H214ZM5 70V71H4ZM11 70V71H10ZM21 70H22V72H21ZM24 70V71H23ZM31 72H30V71ZM37 70V71H36ZM130 70V71H129ZM143 70V71H142ZM222 70H223V72H222ZM236 71V74H235V71ZM246 72H248V73H244L245 71ZM12 71H13V73H12ZM14 71H15V73H14ZM29 71V72H28ZM64 71V74H68V72L67 71H65V70H63ZM107 71V72H106ZM133 73H132V72ZM147 71V72H146ZM150 71V72H149ZM177 73H176V72ZM218 73H217V72ZM220 71V72H219ZM230 71H232V72H234V74L233 73H230ZM239 71V72H238ZM244 71V72H243ZM19 72V73H18ZM37 72V73H36ZM67 72V73H66ZM103 72V73H102ZM142 72H145V73H142ZM214 72V73H213ZM17 73V74H16ZM29 73V74H28ZM36 73V74H35ZM39 73V74H38ZM105 73V74H104ZM107 73V74H106ZM217 73V74H216ZM220 73V74H219ZM223 73V74H222ZM243 73V74H242ZM253 75V78L255 79V80H253V78H252V76H251V74ZM20 75V77H19V75ZM22 74H24V75H22ZM28 74V75H27ZM145 74V75H144ZM151 74V75H150ZM13 75V76H12ZM26 75H27V77H26ZM36 75H37V77H36ZM41 76V78H39L38 76ZM105 75V76H104ZM119 75V76H118ZM135 75H136V78H135ZM142 75V76H141ZM155 77H154V76ZM229 75V76H228ZM236 75H239V78H238V76H236ZM244 75V76H243ZM248 75V76H247ZM15 76V77H14ZM23 77V79H22V77ZM32 76V77H31ZM34 76V77H33ZM46 78H45V77ZM103 76V77H102ZM109 76V77H108ZM176 76V77H175ZM219 78H218V77ZM227 76V77H226ZM230 76H233L232 78L230 77ZM235 76V77H234ZM242 76V77H241ZM24 77H25V79H24ZM36 77V78H35ZM100 77V78H99ZM105 77V78H104ZM145 77H147V78H145ZM150 77V78H149ZM152 77V78H151ZM179 77V78H178ZM230 77V78H229ZM244 77V78H243ZM13 78V79H12ZM26 78H28V79H26ZM30 78V79H29ZM118 78V79H117ZM135 78V79H134ZM149 78V79H148ZM181 78V79H180ZM183 78V79H182ZM185 78V79H184ZM187 78V79H186ZM236 78V79H235ZM247 78H248V80L250 81V83H248L249 81L247 80ZM249 78H251V79H249ZM18 79V80H17ZM37 79V80H36ZM39 79V80H38ZM50 79H51V81H50ZM102 79V80H101ZM144 79L146 80V79H148V81L146 82L145 81V83H144ZM13 80V81H12ZM19 80H21L20 82H19ZM28 81V84L27 83H25V82H27ZM46 82H45V81ZM91 80H93V78H91ZM114 80H115V82H114ZM152 80V81H151ZM155 80V81H154ZM184 80H186V81H184ZM247 82H246V81ZM12 81V82H11ZM30 81V82H29ZM39 81H43V82H45V83H41V84H39ZM140 81V82H139ZM238 81H239V87H238ZM253 81L255 82V83H253ZM22 82V83H21ZM50 82V83H49ZM132 82H134V84L132 83ZM136 82V83H135ZM139 82V83H138ZM141 82H143V83H141ZM176 82V83H175ZM177 82H178V85H177ZM179 82H180V84H179ZM187 84H186V83ZM188 82H191V83H188ZM216 82V83H215ZM220 82V84H218V83ZM228 85V86H226L225 85V83ZM235 82V83H234ZM244 82V83H243ZM252 82V83H251ZM47 83H49V85L47 84ZM138 83V84H137ZM149 83V84H148ZM155 83H156V87H155ZM223 83V84H222ZM243 83V84H242ZM248 83V84H247ZM15 84V85H14ZM37 84H39V85H37ZM42 84H44V86H46V88H44V86L42 85ZM194 84V83H193ZM234 84H236V85H234ZM12 85V86H11ZM115 85V86H114ZM132 85H134V86H132ZM138 87H137V86ZM141 85V86H140ZM152 85H154V86H152ZM216 85V86H215ZM225 85V86H224ZM231 86V88H230V86ZM242 85V86H241ZM249 85H251L250 87H249ZM257 85V86H256ZM261 86V87H259V86ZM8 86H9V89H8ZM32 86V85H31ZM49 86V87H48ZM114 86V87H113ZM139 86H140V89H139ZM144 86V87H143ZM214 86H215V88H214ZM219 86V87H218ZM236 86V87H235ZM10 87H12L11 89H10ZM18 87V86H17ZM120 87V86H119ZM155 87V88H154ZM193 88H195V86H192ZM213 87V88H212ZM224 87V88H223ZM226 87H228V89L226 88ZM240 88L241 89V87L243 88V89H238V88ZM55 88V89H54ZM137 88V89H136ZM148 88V89H147ZM157 88V89H156ZM220 88V89H219ZM221 88H222V90H221ZM233 88H237L238 90L236 91L235 89L234 90H232ZM246 88V89H245ZM255 88V89H254ZM258 88V89H257ZM115 89H116V87H115ZM136 89V90H135ZM228 91H227V90ZM247 89H249V90H247ZM252 89V90H251ZM263 89V90H262ZM7 90V91H6ZM154 92H156V93H154ZM156 90V91H155ZM219 90H220V92H219ZM243 90V91H242ZM250 91L251 90V93L253 94V91H254V94L252 95L251 93H248L247 91ZM57 91H58V89H57V86L56 87H54L53 86V90H52V94L53 95H58V93H57ZM188 91H190V93L188 94V92L187 91H182V94H181V96H187V97H189L190 98V95H191V91L192 90H189L188 89ZM217 91V92H216ZM237 92L236 94H235V92ZM242 91V92H241ZM6 92V93H5ZM56 92V93H55ZM126 92V93H125ZM137 92V93H138ZM157 92H159L160 94H158L157 95ZM228 94H227V93ZM243 93V94H240V93ZM247 92V93H246ZM21 93H23V92H21ZM55 93V94H54ZM125 95L126 94H129V92L126 90H124V92H123ZM184 93V94H183ZM186 93V94H185ZM223 93V94H222ZM245 93V94H244ZM4 94H8L7 96L6 95H4ZM89 94H91V91H89ZM150 94H151V96H150ZM152 94H153V96H152ZM215 94H217V95H215ZM233 94H234V96H233ZM240 94V95H239ZM11 95V96H10ZM227 95V96H226ZM247 95V96H246ZM150 96V97H149ZM154 96H155V101H154ZM160 96V97H159ZM183 96V97H184ZM229 96H231V97H229ZM250 96H252V98L251 99H249V97ZM8 97H10V98H8ZM237 97H238V99H237ZM160 98V99H159ZM239 98H240V100H239ZM242 98V99H241ZM247 98V99H246ZM5 99H7L6 101H11L12 103H8V102H6L5 101ZM11 99V100H10ZM234 99V100H233ZM4 100V101H3ZM13 100V101H12ZM154 102H156V103H154ZM235 100H239V101H235ZM150 101H152L153 103H151ZM232 101V102H231ZM248 101V102H247ZM5 103L6 104V106H4L5 104H3V103ZM146 102V103H145ZM263 102V103H262ZM149 103V104H148ZM158 103H160V105L158 104ZM236 103H238V104H236ZM240 103V104H239ZM263 104V106H262V104ZM8 104V105H7ZM13 104V105H12ZM253 104V105H252ZM255 104V105H254ZM261 104V105H260ZM1 105H3V106H1ZM152 107H151V106ZM154 105V106H153ZM161 105H162V107L164 106V108L163 109H165V110H163V109H161L162 107H161ZM239 105H241V107H239ZM8 106V107H7ZM11 106V107H10ZM149 106H150V108H149ZM156 106V107H155ZM158 106V107H157ZM238 106V107H237ZM260 106V107H259ZM144 107V108H143ZM148 107V108H147ZM234 107V108H235ZM156 110H155V109ZM260 108V109H259ZM12 109V110H11ZM145 109V110H144ZM152 109V110H151ZM259 111H258V110ZM264 109V108H263ZM10 110V111H9ZM16 110V109H15ZM73 110L74 109H72V112H73ZM150 110V111H152L151 113L150 112H148V111ZM160 110V111H159ZM147 113H146V112ZM156 111V112H155ZM158 111V112H157ZM162 111H163V113H162ZM264 111V110H263ZM8 112H9V114H10V116H9V114H8ZM162 114H161V113ZM74 113V112H73ZM154 113H156V115L154 114ZM238 113H235V114H238ZM263 113V112H262ZM8 114V115H7ZM146 114V115H145ZM151 114V117H149V115ZM154 114V115H153ZM159 114H161V115H159ZM3 115V116H2ZM12 115V116H11ZM166 115V116H165ZM263 115V114H262ZM5 116V117H4ZM28 116H30L31 118H29ZM74 116H75V114H74ZM102 116V117H101ZM145 116H147V117H145ZM168 116V117H167ZM255 116H258V114H256ZM7 117V118H6ZM259 117H260V115H259ZM6 118V119H5ZM9 118V119H10ZM27 119H28V122H27ZM100 119H102L101 120V122L103 121V122H105V121H107V119H106V117H105V115H100ZM104 119V120H103ZM173 121H172V120ZM32 121V115L31 114H27V116H26V123L25 124H27V123H30L31 121ZM171 121V122H170ZM141 122V123H142ZM173 124V126H172V124ZM176 124V126H178V127H174V125ZM105 125H107V127L108 128H110L108 125H109V123H107V124H105ZM180 126V127H179ZM106 126H105V130H104V132L106 133L107 131V134H113L114 132H111L112 130H111V128L110 129H108ZM175 128V129H174ZM179 129V130H178ZM109 130H111V131H109ZM176 130V131H175ZM172 131V132H171ZM111 132V133H110ZM170 133H172V134H170ZM4 141V139L2 138V137H0V143H2ZM39 152V153H38ZM36 153V154H35ZM4 153H1V150H0V158L1 159H5V158H8V156L7 155H5ZM35 155H37V156H35ZM2 156H4L3 158H2ZM31 157H33V158H31V160H32V164H33V168H28V167H26L25 165H24V162H22V164L26 167H24L23 165L21 166V165H19V164H21L20 162H19V164L17 163L16 164V168H15V171H14V173H15V175H14V178H15V180L17 181V179L18 178H36V177H43L44 179H46V180H51V178H52V174H51V172H49L50 170H48L47 171V168H46V166L45 165H41V164H44V160H42V159H44L45 157L44 156H42V152L40 151V150H36L35 152H33V154L31 155ZM42 157H44V158H42ZM34 159V160H33ZM35 163H34V162ZM38 161V162H37ZM42 162V163H41ZM37 163H39V164H37ZM34 164H36V165H34ZM38 165V166H37ZM18 166V167H17ZM20 166V167H19ZM22 167V168H21ZM39 169H38V168ZM46 168V169H44V168ZM19 168V169H18ZM23 169H25V170H23ZM35 169V170H34ZM40 172H39V171ZM22 171V173H19V172H21ZM17 172V173H16ZM32 172V173H31ZM34 172H35V174H34ZM44 173L45 174V176H44V174H42L41 175V173ZM26 173H28V174H26ZM40 173V174H39ZM18 175V178H16L17 177V175ZM25 174V175H24ZM31 174V175H30ZM34 174V175H33ZM19 175L21 176V177H19ZM23 175V176H22ZM26 175H28L27 177H26ZM30 175V176H29ZM36 175V176H35ZM16 176V177H15ZM51 177V178H50ZM198 178V177H197ZM197 178H196V180H197ZM199 180H197L195 183H196V188L198 187V189L199 190H203V186H201L202 185V183L200 182V178H198ZM200 183H199V182ZM200 184V185H199ZM19 185V184H18ZM201 187V188H200ZM27 196H22V205L24 204V206H25V208H24V206H22L21 208L22 209H24V213H23V217H25L26 219H24L25 221H26V223L24 222V220H23V225H25L24 227H25V229L29 232V235L31 234V237L33 236V234L35 233V234H37V236L34 238V240L33 239H31V237L28 239V241H27V243H28V245H30V246H32V247H36L37 249L38 248H41L42 249V246H44V247H46V244H44V238H43V236L45 235V226L43 225V224H45L46 225V221H47V219H45L46 218V216L48 215V212H54V210H52V209H55V214L57 215V216H60V217H63L62 218V220L63 221H61V222H66V223H64L67 227H68V229L71 231V233H74L75 235H77V236H79L80 234H82V232H84L85 230H83V228H81L82 226L79 224V222H77L74 218H72V217H70V216H68V217H70V218H68V217H66L65 216V214H63L62 212H61V208H60V206L59 205H56L55 206V204H54V206L56 207H52V203H49L48 204V201L47 200H45V198H44V200H43V198L42 199H40V198H36L37 200H36V202L35 201H29V200H27L26 201V199H28V198H26ZM138 197V196H137ZM4 198V197H3ZM23 198H26V199H23ZM139 198V197H138ZM6 201L8 200V202L9 203H12V202H14L13 201V199L12 198H4ZM1 200V199H0ZM11 200V201H10ZM40 200V201H39ZM5 201V202H6ZM24 201H25V203H24ZM28 201L30 202V203H28ZM43 201H46V203L45 202H43ZM42 202V203H41ZM28 205H27V204ZM43 203H45V204H43ZM6 204H8L7 202H6ZM26 204V205H25ZM33 204V205H32ZM39 204V205H38ZM41 204V205H40ZM34 206V210L31 208L32 206ZM39 207V209H38V207ZM42 205H46L45 207L43 206L42 207ZM47 205H49L48 206V208H47ZM27 206H28V209H27ZM30 206V207H29ZM58 206H59V208H58ZM42 207V208H41ZM3 208H5V207H3ZM46 210H45V209ZM51 208V209H50ZM36 209H37V211L38 212H40V213H38L37 211H36ZM41 209H42V211H41ZM58 209V210H57ZM28 210V211H27ZM33 210V211H32ZM50 210H52V211H50ZM56 211H57V213H56ZM28 212H29V214H30V216H28L29 214H28ZM34 212V213H33ZM44 214H46V216L44 217V215H43V213ZM60 212L62 213V214H60ZM9 215H8V214ZM7 213H4V215H1V213H0V215H1V220H0V223L2 224V225H0V238H1V236H2V238L0 239V242H2L3 241V245H4V239L6 238V236H7V239H5V249H6V254H5V257L7 258L8 256H10L11 258H7V259H5V257H4V259L3 260H1V262H0V264L2 263V264H9L11 261L13 262V260L14 259H12V257L14 258V256L13 255H11L13 252L12 251H10L12 248L14 249H16V248H18V244H19V242L18 241H12V240H15L14 238H12L11 236V234H7L6 235V232L7 233H9V231H11V228L10 227H12L13 226V220H12V218L10 217V213L9 212H7ZM26 213V214H25ZM34 214V217L32 216L33 214ZM37 213V214H36ZM59 213V214H58ZM8 215V216H7ZM26 215V216H25ZM37 215V216H36ZM42 217H41V216ZM29 218H28V217ZM31 216H32V218L33 219H35L34 221H33V219L31 218ZM38 216H40L41 218L39 219V217ZM65 216V217H64ZM7 217V218H6ZM10 217V218H9ZM44 217V218H43ZM2 218H5V219H2ZM37 218H38V220H37ZM66 218V220L64 221V219ZM70 219V220H68V219ZM29 219V220H28ZM30 219H32V220H30ZM43 219V220H42ZM42 220V221H41ZM74 220V221H73ZM3 221V222H2ZM8 221V222H7ZM11 221V222H10ZM29 221V222H28ZM31 221V222H30ZM37 221V222H36ZM69 221V222H68ZM76 221V222H75ZM5 222H7V223H5ZM40 222V223H39ZM76 223V226L74 225L75 223ZM28 223H29V225H28ZM35 223L39 226H36L35 225ZM42 223V224H41ZM70 223V224H69ZM73 223V224H72ZM5 224H7L6 226H5ZM10 224V225H9ZM32 224H34L36 227H37V230H36V228H35V226H33L32 227ZM43 225V226H42ZM74 225V226H73ZM10 226V227H9ZM30 226V227H29ZM71 226V227H70ZM3 227L5 228V229H7V230H5V229H3ZM27 227H28V229H30V230H28L27 229ZM70 227V228H69ZM76 228L75 230H74V228ZM32 228H35V229H32ZM40 229V231H39V229ZM44 228V229H43ZM41 229H43L42 230V232H44V235H43V233L41 232ZM79 230H81V231H79ZM31 231L33 232V233H31ZM38 231L39 232H41V233H38ZM73 231V232H72ZM75 231V232H74ZM76 231H77V234H76ZM3 232H5V233H3ZM2 233H3V235H2ZM58 233H60L59 235L61 236V237H63V233L61 234V232H59L58 231ZM34 234V235H35ZM40 234V235H39ZM79 234V235H78ZM8 236H9V238H8ZM3 237H4V239H3ZM45 237V236H44ZM39 238V239H38ZM43 239V240H42ZM11 240V241H10ZM33 240V242H31ZM41 240H42V242H41ZM6 241H8V242H6ZM14 243V244H11V243ZM17 242V243H16ZM31 242V243H30ZM38 242H39V244H38ZM151 243H152V241H150ZM150 242L149 241H147V244L150 246L151 244H150ZM248 242V243H247ZM249 240H247L246 241V243L249 245ZM121 243H123V242H121ZM131 242H128V245L130 244ZM8 244V245H7ZM153 244V243H152ZM8 247H10V248H8ZM14 245V246H13ZM52 245V246H51ZM127 245V243H123V246H122V244L120 245V251H119V253L120 254H122L123 253V255H124V250L127 248V247H129ZM131 245L132 246H134V244H133V242L131 243ZM50 249H48V251L47 252H49V253H46V258H47V262H49L50 263V261L52 262L54 259H55V256H56V252H55V250H53V248H51V247H53V242L52 243H50ZM48 245H47V247H49ZM125 246H126V248H125ZM256 245H252L251 246V249H253L254 250V248L253 247H255ZM12 247V248H11ZM34 247V248H35ZM43 247V248H44ZM124 247V248H123ZM249 246H245V253L246 252H248V253H250L249 251H251V249L250 248H248ZM8 248V249H7ZM122 249H124V250H122ZM248 249H249V251H248ZM8 250H9V252H8ZM51 250V251H50ZM123 251V252H122ZM122 252V253H121ZM253 252V251H252ZM10 255H9V254ZM54 254L53 256H52V254ZM51 254V255H50ZM48 255H50V256H52L53 257V259H52V257H50V256H48ZM69 255H73L72 253H69ZM249 255H251V254H249ZM248 254H247V256H249ZM70 256V257H71ZM264 256H260L259 257V260H261V262H264ZM127 258V257H126ZM261 258V259H260ZM11 259V260H10ZM49 259V260H48ZM72 261H73V263L75 262V263H77V261L75 260V258H74V256H72ZM211 259H213L212 261H214L215 260V257H212ZM263 259V260H262ZM5 260V261H4ZM10 261V262H9ZM8 262V263H7ZM11 262V263H12ZM74 263V264H75ZM214 263L216 264V262L214 261ZM213 263V264H214ZM78 264V263H77Z\"/></svg>",
  "mask_w": 264,
  "mask_h": 264
}]
</instances>
